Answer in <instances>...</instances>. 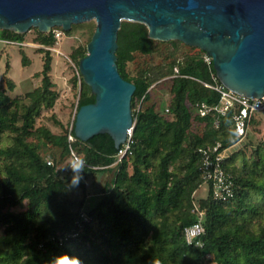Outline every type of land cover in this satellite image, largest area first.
I'll list each match as a JSON object with an SVG mask.
<instances>
[{
	"label": "trees",
	"instance_id": "obj_1",
	"mask_svg": "<svg viewBox=\"0 0 264 264\" xmlns=\"http://www.w3.org/2000/svg\"><path fill=\"white\" fill-rule=\"evenodd\" d=\"M94 25L85 21L72 27H85L90 39ZM36 30L40 43H54L51 31ZM0 36L23 39V33L7 29H0ZM116 42L118 72L135 85L130 100L131 143L120 160H116L117 149L106 133L81 141L73 126L60 134L35 126L41 108L54 103L48 50H44L40 86L24 97L11 98L0 83V139L6 132L15 134L19 142L36 134L43 149L49 146L45 156L39 147L24 145V164L5 163L0 170V264H77L78 260L80 264H264V219L255 217L258 211L264 212V177L256 173L254 160L244 174L224 159L223 166L233 177L234 198L216 201L207 186L206 195L198 199L204 210V233L191 242L184 237V227L196 221L193 193L204 183L198 170V149L216 143L220 150L226 149L237 141L234 110L221 116L215 127L214 112L200 116L195 108L198 101H219V93L204 85L213 83L212 62L209 66L205 52L191 46L196 52L177 57L171 51L167 65L146 66L130 76L126 64L135 53L158 52L162 44L173 50L186 44L149 38L143 23L126 20L120 23ZM85 54L86 46H80L71 57L78 64ZM166 75H171L168 112L163 109L160 114L152 104L136 109L138 101L149 99L151 85ZM6 82L8 89L14 88L12 79L6 77ZM93 101L94 95L80 76L77 109ZM194 123L200 129L193 130ZM77 144H82L81 155L76 153L83 161L77 165L84 181L90 172L112 173L101 187L100 197L85 212L87 220L79 215L82 201L68 212V201L63 200L67 186L77 185L74 178L60 177L65 166L74 163L70 150ZM259 152L257 147L255 154L264 159ZM0 154L18 156L20 150L3 153L0 149ZM63 162L65 166H61ZM256 196L258 199L250 201ZM197 238L201 244H195Z\"/></svg>",
	"mask_w": 264,
	"mask_h": 264
},
{
	"label": "water",
	"instance_id": "obj_2",
	"mask_svg": "<svg viewBox=\"0 0 264 264\" xmlns=\"http://www.w3.org/2000/svg\"><path fill=\"white\" fill-rule=\"evenodd\" d=\"M94 20L78 60L94 101L79 106L73 132L85 141L106 133L116 149L132 127L135 85L117 69V31L123 20L143 23L155 40L176 39L211 57L219 81L248 97L264 94V0H0V29L49 32Z\"/></svg>",
	"mask_w": 264,
	"mask_h": 264
},
{
	"label": "rangeland",
	"instance_id": "obj_3",
	"mask_svg": "<svg viewBox=\"0 0 264 264\" xmlns=\"http://www.w3.org/2000/svg\"><path fill=\"white\" fill-rule=\"evenodd\" d=\"M89 21L94 22V20ZM50 31L55 38L52 45L40 43L39 34L35 27H30L27 31L23 32V39L21 41L10 39L11 42L6 43L3 41L6 38L0 36V83L11 98L24 97L25 93L40 86L42 64L45 57L44 50H48L50 55L48 76L51 82L50 88L55 93L54 103L49 108H41L35 118V126H43L53 133L60 134L73 126L80 91L81 75L71 54L80 46H86L89 39L88 31L85 27H72V24L67 30H63L60 26H54ZM192 47L189 45H178V48L173 50L171 45L162 44L159 46L158 52L147 55L135 53L134 58L126 64V71L130 76H134L139 69L146 66L156 68L160 64L167 65L171 59L169 52L175 51L176 56L180 57L186 52H196V49ZM6 77L12 79L14 82V88L11 90L7 88ZM74 77L76 78L75 81ZM169 78H171V75H166L156 80L149 89V99L142 103L138 101L136 109L152 104L154 109L161 114L171 98ZM253 116H255L254 121L249 123L244 137L226 148L225 160L239 167L244 174H246L248 167H250L251 162L254 160L255 164L253 167L256 173L260 177H264V159L260 154H255L257 147H259V153L264 154V143L262 142L264 140V111L255 112ZM191 128L193 130L200 129L199 125L195 123L192 124ZM41 143L42 139L36 134L27 136L19 142L16 140L15 134L6 132L0 139V149H2L3 153L4 151L10 152L11 149H18L20 150V155L7 156L0 154V170L4 168L5 163H12L14 166L24 164V145L39 147V151L43 155L48 156L49 146L43 149ZM81 145L77 144L76 148H72L76 155L77 153L81 155L79 149ZM76 151L78 152L76 153ZM65 160L69 162V157ZM61 166H65L64 162ZM111 175V171L107 170L102 173L90 172L84 181L79 175L77 163H73L72 165L68 163L60 174V177L63 180L74 178V182L77 183V185H68L63 196V200L68 201V207H70L68 212L75 211L81 201L82 211L87 212L100 197V189L111 178ZM206 192L207 185L202 183L193 193V204L198 205V199L204 197ZM255 199H258V197H251L250 201H255ZM21 206L23 207L24 203ZM255 217L259 220L264 219V212L258 211ZM0 235H2L1 231ZM2 239L3 237L0 240ZM24 255L25 252L22 256ZM207 258L209 259L210 257Z\"/></svg>",
	"mask_w": 264,
	"mask_h": 264
},
{
	"label": "built area",
	"instance_id": "obj_4",
	"mask_svg": "<svg viewBox=\"0 0 264 264\" xmlns=\"http://www.w3.org/2000/svg\"><path fill=\"white\" fill-rule=\"evenodd\" d=\"M4 42H11L10 39H3ZM204 61L210 66L212 62L211 57L204 54ZM213 83L204 82L205 86L215 89L219 93V101L217 104H209L204 101H198L195 104L197 113L200 116L206 115L208 112H214L215 118L213 125L215 127L219 124V118L224 116L230 109L234 110L233 125L235 136L240 140L247 132L251 117L255 112L264 111V94L259 97H248L240 95L225 87L216 76L215 71L210 72ZM165 112H168L166 107ZM132 128V127H131ZM131 128L127 131L125 141L118 147L115 154L116 160H120L129 152L131 143ZM71 136H69V139ZM220 144L208 145L198 149L200 155V163L198 166L199 174L204 183L209 187L211 197L216 201H226L233 199L235 196L234 181L232 175L227 172L223 166L225 159V150L219 149ZM71 158L74 163H83L82 159L78 157L73 150H70ZM192 211L196 215V221L189 226L184 227L183 233L187 242H191L193 238L199 237L204 233L203 217L204 210L200 209L198 205L193 204ZM84 220L88 219L85 212L79 213ZM60 236L57 238L60 240ZM195 244H201L197 238Z\"/></svg>",
	"mask_w": 264,
	"mask_h": 264
},
{
	"label": "clouds",
	"instance_id": "obj_5",
	"mask_svg": "<svg viewBox=\"0 0 264 264\" xmlns=\"http://www.w3.org/2000/svg\"><path fill=\"white\" fill-rule=\"evenodd\" d=\"M77 264H80V261L79 260L77 261Z\"/></svg>",
	"mask_w": 264,
	"mask_h": 264
},
{
	"label": "crops",
	"instance_id": "obj_6",
	"mask_svg": "<svg viewBox=\"0 0 264 264\" xmlns=\"http://www.w3.org/2000/svg\"><path fill=\"white\" fill-rule=\"evenodd\" d=\"M104 172V171H101V173Z\"/></svg>",
	"mask_w": 264,
	"mask_h": 264
}]
</instances>
